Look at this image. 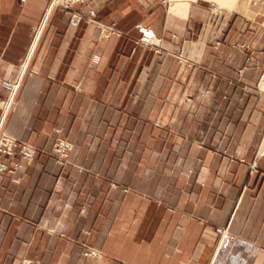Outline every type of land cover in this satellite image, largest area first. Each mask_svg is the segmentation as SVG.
Returning a JSON list of instances; mask_svg holds the SVG:
<instances>
[{
    "label": "crops",
    "instance_id": "1",
    "mask_svg": "<svg viewBox=\"0 0 264 264\" xmlns=\"http://www.w3.org/2000/svg\"><path fill=\"white\" fill-rule=\"evenodd\" d=\"M250 1L0 0V80L24 71L5 128L39 148L20 181L0 173V264H264V0ZM89 9L117 32L71 21ZM138 23L169 52L137 44ZM57 127L74 165L49 152Z\"/></svg>",
    "mask_w": 264,
    "mask_h": 264
},
{
    "label": "built area",
    "instance_id": "2",
    "mask_svg": "<svg viewBox=\"0 0 264 264\" xmlns=\"http://www.w3.org/2000/svg\"><path fill=\"white\" fill-rule=\"evenodd\" d=\"M74 3V0H52L53 7H61L64 10H69ZM71 21L73 23H80L85 21L86 23H91L97 26L100 29L101 37L108 38L113 33L117 32L116 22L106 23L100 20L97 17V11L95 9H89L86 12L81 11H72L71 12ZM139 35L137 36L136 43L150 47L154 49L156 53H164L169 50L164 46V39L157 35L155 29L150 25L145 23H138L136 27ZM38 30L35 34L37 36ZM36 39V38H35ZM222 42L218 41L216 47H219ZM242 47H248V45H243ZM179 61L185 59V55L182 51H176L174 53ZM245 70V67L239 69V72L242 74ZM24 71L20 73L14 79H1L0 86L8 90V96L0 100V107L3 111V118L0 122V173H6L10 175L13 181H20V173L30 164L33 163L36 153L39 148L36 144L21 139L20 137L10 133L5 128V119L9 111L15 104L16 95L22 84V77ZM257 88L260 91H264V70L257 84ZM56 134L53 141V145L50 151L54 153L57 157L56 159L59 163L71 164L73 160L71 158V152L74 147V142L72 139L66 137L62 133V128H56ZM241 161L246 162V159L243 157ZM251 168L256 166V163L248 162ZM82 168V167H81ZM115 185V182H112ZM97 250L94 248L88 249L86 255H96ZM20 264H40L33 258L23 257L20 260Z\"/></svg>",
    "mask_w": 264,
    "mask_h": 264
},
{
    "label": "rangeland",
    "instance_id": "3",
    "mask_svg": "<svg viewBox=\"0 0 264 264\" xmlns=\"http://www.w3.org/2000/svg\"><path fill=\"white\" fill-rule=\"evenodd\" d=\"M248 1H250V0H248ZM254 1H250L249 2V5H252L254 8H256L257 7V5H254ZM212 8H213V13H215L217 16L218 15H222V13H223V11H224V9H223V7L219 4V3H217V2H214L213 4H212ZM213 21H214V18L212 19ZM214 37V42H215V46H216V43L218 42V41H220V42H222V43H225L226 42V39L225 38H223L222 37V35L220 34V35H214L213 36ZM234 45H238V46H240V47H242L243 45H246V43H240V42H238V43H235ZM248 45V44H247ZM243 48H247V47H243ZM240 69V68H239ZM239 71V70H238ZM258 83H259V81H258ZM257 83V84H258ZM8 91V90H7ZM8 96V94L5 96V97H2L0 100H2V99H4V98H6ZM61 128V127H60ZM62 132H63V128H62ZM65 136V135H64ZM67 137V136H66ZM69 138V137H68ZM53 151V150H52ZM52 151H49L52 155H54L55 156V158L57 157L54 153H52ZM214 152H217V150H214ZM246 159V158H245ZM246 162H247V160H246ZM255 162V161H254ZM250 163H252V162H250ZM256 163V162H255ZM71 164H73L74 165V162L73 163H71ZM77 167H79V168H81L82 166H77Z\"/></svg>",
    "mask_w": 264,
    "mask_h": 264
}]
</instances>
